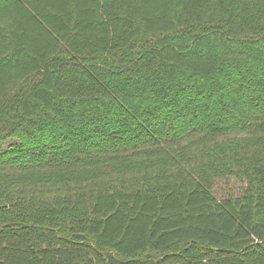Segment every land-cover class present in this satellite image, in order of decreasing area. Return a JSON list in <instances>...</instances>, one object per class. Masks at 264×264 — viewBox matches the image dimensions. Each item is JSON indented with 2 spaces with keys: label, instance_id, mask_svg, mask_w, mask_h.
Masks as SVG:
<instances>
[{
  "label": "trees",
  "instance_id": "trees-1",
  "mask_svg": "<svg viewBox=\"0 0 264 264\" xmlns=\"http://www.w3.org/2000/svg\"><path fill=\"white\" fill-rule=\"evenodd\" d=\"M0 264H264V0H0Z\"/></svg>",
  "mask_w": 264,
  "mask_h": 264
},
{
  "label": "rangeland",
  "instance_id": "rangeland-1",
  "mask_svg": "<svg viewBox=\"0 0 264 264\" xmlns=\"http://www.w3.org/2000/svg\"><path fill=\"white\" fill-rule=\"evenodd\" d=\"M246 184L236 178L216 180L214 190L219 198L238 197L244 193Z\"/></svg>",
  "mask_w": 264,
  "mask_h": 264
}]
</instances>
